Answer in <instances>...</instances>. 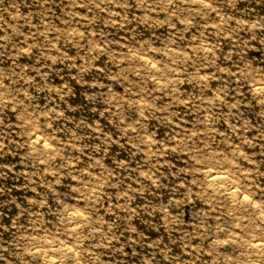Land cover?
I'll list each match as a JSON object with an SVG mask.
<instances>
[{
  "label": "rangeland",
  "instance_id": "obj_1",
  "mask_svg": "<svg viewBox=\"0 0 264 264\" xmlns=\"http://www.w3.org/2000/svg\"><path fill=\"white\" fill-rule=\"evenodd\" d=\"M261 87L264 0H0V264H264Z\"/></svg>",
  "mask_w": 264,
  "mask_h": 264
},
{
  "label": "bare ground",
  "instance_id": "obj_2",
  "mask_svg": "<svg viewBox=\"0 0 264 264\" xmlns=\"http://www.w3.org/2000/svg\"><path fill=\"white\" fill-rule=\"evenodd\" d=\"M259 87V86H258ZM262 88V92L264 93V89L263 87ZM260 89V88H258ZM256 89V91L258 90ZM36 135V134H35ZM34 143L37 144L38 146H41L43 148H46L47 145L45 143V141L40 137V136H34ZM31 141V142H33ZM210 168V167H209ZM213 169V168H212ZM211 168L210 169H206L207 171V175L208 177L210 178V181L212 183H218L220 184V186L223 188L224 191L227 192V194L229 195V197L232 199V201H240V202H246V197L244 196V192L242 193L238 187L236 186H233L229 183H227V180H226V177L225 175L219 173V172H216V171H213ZM205 172V171H204ZM227 175V174H226ZM206 177V178H208ZM208 178V179H209ZM219 186V187H220ZM218 187V188H219ZM241 189V188H240ZM248 199V198H247ZM75 211V210H74ZM258 211V210H257ZM78 211L76 212H73L72 215L74 217H78V214H77ZM80 212V211H79ZM80 214V213H79ZM82 214V213H81ZM259 214V213H258ZM262 214V213H261ZM260 214V216H261ZM227 237V236H226ZM229 239V238H228ZM256 241V240H255ZM259 241V240H258ZM258 247L260 246H263L264 247V242H257L256 244ZM36 252V251H35ZM34 252V253H35ZM37 253V252H36ZM53 257V256H52ZM49 264H61L62 262L58 261V260H55V259H49ZM63 264V263H62Z\"/></svg>",
  "mask_w": 264,
  "mask_h": 264
}]
</instances>
